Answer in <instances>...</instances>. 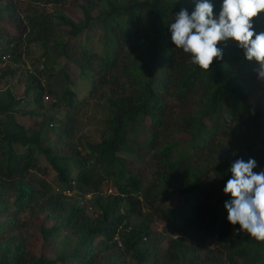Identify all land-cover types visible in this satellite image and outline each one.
Instances as JSON below:
<instances>
[{
  "label": "trees",
  "instance_id": "obj_1",
  "mask_svg": "<svg viewBox=\"0 0 264 264\" xmlns=\"http://www.w3.org/2000/svg\"><path fill=\"white\" fill-rule=\"evenodd\" d=\"M82 1L75 3L85 25L94 19L98 22L104 42L101 54L81 49L80 38L51 43L58 26L51 15L21 17L9 4L1 10L13 32L0 30V40L3 31L7 37L5 47L0 43V59L9 56L0 80L16 75L20 68L28 69L21 52L25 46L41 44L44 61L50 50L61 47L66 82L72 85V72L89 80L92 95L107 89L109 96L103 92L102 98L107 100L110 117L102 140L87 144L86 154L72 145L58 152L42 146V125L30 129L21 124L18 118L35 114L20 111L24 101L10 90L0 97V264H102L103 260V264H123L120 256L109 253L119 247L131 264H264V241L237 232L240 225L229 223L224 207L231 199L224 187L232 175L228 171L232 162L253 158L258 165L253 171L264 170V80L258 79V63L248 61L231 38L220 42L223 58H214L207 71L192 63L191 54L176 48L169 24L181 8L191 14L196 0ZM210 2L215 18L221 0ZM95 11L98 15L93 17ZM57 19L71 28L74 37L82 34L69 18ZM252 23L255 33L264 32V12ZM40 63V72L48 71ZM28 70L26 91H33L31 104L42 107L44 95L56 92L46 90ZM75 97L69 88L60 101L72 107ZM171 101H177L180 110ZM62 126L69 139L71 127L66 122ZM18 147L27 150L19 152ZM39 156L57 173L61 188L73 190L75 182L76 197H84L82 188L94 184L93 176L99 182L112 179L116 193L91 194L92 216L85 207L67 205L69 198L52 193L51 184L43 181L40 189L35 186L30 174L41 169ZM146 157H150L148 164ZM139 162L154 168L149 180ZM175 197L179 201L173 204ZM30 208L48 212L59 224L48 228L40 223L42 243L30 251L22 242L14 241L11 247L10 240H15L11 233L20 228L19 217ZM5 212L8 215L1 217ZM135 216L142 220L131 222ZM149 218L164 223L169 236L165 248L152 241L155 232ZM63 228L70 237L49 257L54 236ZM118 232L120 245L114 241ZM197 235L214 240L216 248L198 252L188 244Z\"/></svg>",
  "mask_w": 264,
  "mask_h": 264
},
{
  "label": "rangeland",
  "instance_id": "obj_2",
  "mask_svg": "<svg viewBox=\"0 0 264 264\" xmlns=\"http://www.w3.org/2000/svg\"><path fill=\"white\" fill-rule=\"evenodd\" d=\"M77 1L78 3H83L82 0H63L61 5H56L54 3L45 4L44 2H34L33 0H0V27L2 28L0 30L8 29L10 32H13L11 22L8 21L6 13L1 12L2 8H5V6L9 4L10 7H16L21 17H25L27 14L51 15L54 18V23L58 25L56 35L52 37L50 41L51 43L54 44L55 42H59L63 44L69 40H76L77 38H80L81 49H84L89 53L101 54L104 50V42L99 34L98 22L94 19L89 24L85 25L84 14L77 8V3H75ZM177 1L183 2L184 0ZM60 15L65 16V18H69L74 23L76 28L82 30V34L74 37L71 33V28L60 23L57 19ZM91 15L95 17L98 15V12H92ZM3 35V39L0 40V43L1 46L5 47L7 37L4 34V31ZM220 45L221 43L218 42L217 47ZM21 52L23 53L22 55H24L23 59L26 64L29 65L28 68L33 71L37 81L40 82L46 90L51 89L56 92V95L54 96L50 93H46L44 95L45 98L41 103L43 104L42 107L35 104L32 105L31 99L33 91H30L29 93L26 91V84L29 80V70H26V68H20L16 75L10 76L5 80H0V97L2 96L4 98L6 91L10 90L15 98L24 101L19 106L21 112L29 113L30 111H33L35 113L33 116L30 115L29 117L18 119L21 121V124L30 129L35 126V128H38L40 125L43 126V130L40 134L43 147L52 149L58 148V152H60V150L63 151L66 149L63 148V146L72 145L78 148L82 155L86 154L87 144L99 143L106 131V121L110 117V108L107 104V100L103 99L102 95L104 92L106 96H109V91L104 89L103 91L92 95L90 92L89 80L84 77H78L72 72V85H69L65 79L64 66L66 57L63 54V48L61 47L55 52L50 50L48 58L46 57L45 61L41 60L42 55L45 53V49L41 44H33L28 47L25 46ZM40 62L45 63V67L48 69L45 73L40 72L42 71L43 66ZM12 66L15 67L14 65ZM69 88L76 95L72 107L68 106L67 103H61L60 101V98L63 97L64 93ZM170 105L175 110H180L181 105L177 101H171ZM19 116L20 115H18V117ZM58 120L61 121L59 122ZM65 122L71 127L69 129V139H67L61 131V129H64L62 124ZM171 140L172 138L168 139L167 142ZM16 150L19 152H25L27 148L18 147ZM123 155L125 157L128 156L126 154ZM149 158L150 157L145 158L146 164L150 162ZM139 164H142V167L140 168L145 170V179L149 180L154 168L144 165V162H139ZM39 166L41 168L39 171H33L30 174L31 178L35 181V186L40 189L42 185L39 182L44 181L51 184V192L56 194L57 189H61L62 187L58 182L57 173L51 169L49 162L44 156H39ZM88 174H90V172ZM98 178V176H93L94 184L92 186H84L81 194L88 196L89 193L93 196V194L96 193L95 191H98L102 195H112L113 193H116V187L112 179L99 182ZM76 194L77 191H73L72 195H74V197L66 200L65 203L67 205L76 204L80 208L85 207L86 213L92 216V214H94L93 208L90 206L92 196L90 195V197L84 196L80 198L76 197ZM171 201L173 204H176L179 200L175 197ZM147 213L148 211L145 208L143 214L145 215ZM6 215H8V213H2L1 217L4 218ZM136 220L139 221L142 220V218L135 216L131 222H135ZM149 220L151 221V228L153 232H155V237L152 241L154 239L157 240L160 248H165L169 236L164 229V223L154 218H149ZM43 222L48 228L59 224V220L53 218L51 215H48V212L40 214L39 212H34L32 208H30V210L21 214L19 217L20 228L15 229V231L11 233L15 240L9 239L10 246H15L16 243L14 241L17 243L22 242V244L27 247V250L30 251L32 248L36 247L35 244H37V242L39 244L42 243L39 233V224ZM67 237H70V233L64 228L56 233L54 236V245H51L52 251L49 252V257H51V252H57L58 249L61 248L62 243ZM188 244L190 246L197 247L198 252H203L207 249L211 250L217 246L214 240H209L201 235H197L194 239H189ZM4 245L6 244L2 243V246ZM40 247L41 246H37L36 249L38 250ZM120 248L121 247L118 249L113 248L109 251V253L111 255L113 254V258L120 256L119 258L123 264H131L127 257L120 254L122 252ZM103 263H105L104 260L102 261V264ZM224 264L228 263L224 261Z\"/></svg>",
  "mask_w": 264,
  "mask_h": 264
},
{
  "label": "clouds",
  "instance_id": "obj_3",
  "mask_svg": "<svg viewBox=\"0 0 264 264\" xmlns=\"http://www.w3.org/2000/svg\"><path fill=\"white\" fill-rule=\"evenodd\" d=\"M213 8L210 0H196L191 14L184 8L175 13L169 31L176 48L191 54L192 63L207 71L214 58H223L218 42L231 38L244 50L248 61L258 63V79L264 80V32L255 33L252 23V18L264 12V0H222L215 18ZM257 167L253 158L247 161L238 158L232 162L228 169L232 175L224 187V193L230 194L231 199L224 207L229 223L240 225L237 232H247L257 241H264V170L254 172ZM56 194L69 199L74 197L64 196L58 190ZM114 241L120 245V235L119 241L115 238Z\"/></svg>",
  "mask_w": 264,
  "mask_h": 264
},
{
  "label": "built area",
  "instance_id": "obj_4",
  "mask_svg": "<svg viewBox=\"0 0 264 264\" xmlns=\"http://www.w3.org/2000/svg\"><path fill=\"white\" fill-rule=\"evenodd\" d=\"M8 60H9V56H2L0 59V70L4 69L7 65H8ZM30 69V68H28ZM42 70H43V66H42ZM72 186H73V190H71L70 188H62V189H57L60 193H62L64 196L67 197H71L74 196L72 195V192L75 191V182H72ZM86 197H90V195L86 196ZM115 240L119 241V232L115 237Z\"/></svg>",
  "mask_w": 264,
  "mask_h": 264
}]
</instances>
